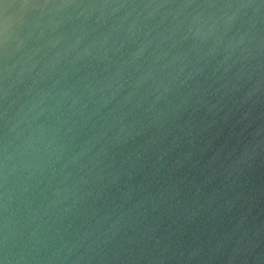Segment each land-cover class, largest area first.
Returning a JSON list of instances; mask_svg holds the SVG:
<instances>
[{"label":"water","instance_id":"1","mask_svg":"<svg viewBox=\"0 0 264 264\" xmlns=\"http://www.w3.org/2000/svg\"><path fill=\"white\" fill-rule=\"evenodd\" d=\"M0 264H264V0H0Z\"/></svg>","mask_w":264,"mask_h":264}]
</instances>
